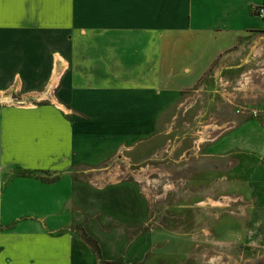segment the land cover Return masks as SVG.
<instances>
[{"label": "crops", "instance_id": "1", "mask_svg": "<svg viewBox=\"0 0 264 264\" xmlns=\"http://www.w3.org/2000/svg\"><path fill=\"white\" fill-rule=\"evenodd\" d=\"M47 3L66 9L40 22L49 32L42 43L34 41L35 32L22 33L20 14L0 25L17 37L0 45V94L15 83L17 92L43 90L50 97L37 106H0V170L13 176L0 192V264H100L82 228L97 241L102 261L131 264V248L122 257L126 239L115 243L122 222L103 213L104 183L95 185L89 172L75 178L73 170L89 171L122 148L148 143L181 106L183 93L213 67L226 74L223 85L258 90L264 99V21L254 13L264 0ZM249 106L208 126L222 131L206 147L209 155L264 161V110L252 117ZM42 174L57 177L45 183ZM18 182L23 191L11 192ZM134 189L124 195L137 204Z\"/></svg>", "mask_w": 264, "mask_h": 264}, {"label": "rangeland", "instance_id": "2", "mask_svg": "<svg viewBox=\"0 0 264 264\" xmlns=\"http://www.w3.org/2000/svg\"><path fill=\"white\" fill-rule=\"evenodd\" d=\"M47 1L2 4L0 0V25L4 18L13 20L20 14L19 18L26 19L22 33L33 31L34 41L44 42L49 32L40 22L49 23L51 16L64 14L66 9ZM12 34L11 29L0 28V45L17 41ZM217 74L216 67L211 68L195 89L185 91L181 106L161 120L148 143L132 151L122 148L89 171L75 168L72 172L75 178L93 177L95 185L104 183L102 210L122 222L116 225L121 230L116 231L115 243L120 246L126 239L122 257L131 248V264H264V169L260 167L264 161L239 154L215 157L206 148L222 133H211L208 126L213 121L243 112L247 101L251 116L252 112L260 115L264 99L258 97V90L241 93L236 83L223 85L220 78L226 74ZM14 84L0 94V106L30 107L50 99L47 91L17 92ZM203 140L206 143L199 145ZM10 170H0V192L12 180ZM42 176L45 183L57 177ZM129 189L139 194L137 204L136 198L132 204L133 196L124 195L132 193L124 192ZM19 191H23L20 183L12 184L11 192ZM115 193L116 197H110ZM103 248L108 255L114 252L108 244L103 243Z\"/></svg>", "mask_w": 264, "mask_h": 264}, {"label": "trees", "instance_id": "3", "mask_svg": "<svg viewBox=\"0 0 264 264\" xmlns=\"http://www.w3.org/2000/svg\"><path fill=\"white\" fill-rule=\"evenodd\" d=\"M264 6V5H263ZM24 176V175H23ZM42 182H47L46 180H44L43 178H39ZM56 179H53L52 181L48 182V183H51V182H54ZM81 230V235H82V238L84 240V242L86 244H88L94 255L96 256V258L99 260L100 264H122L121 262V259H118L117 261H114V262H106V261H102L101 260V251H100V248H99V245L97 243V241H95L92 237H90L84 230L83 228L80 229Z\"/></svg>", "mask_w": 264, "mask_h": 264}, {"label": "built area", "instance_id": "4", "mask_svg": "<svg viewBox=\"0 0 264 264\" xmlns=\"http://www.w3.org/2000/svg\"><path fill=\"white\" fill-rule=\"evenodd\" d=\"M254 13L261 18L264 21V6H261L259 8H256L254 10ZM253 114L255 115V113L253 112Z\"/></svg>", "mask_w": 264, "mask_h": 264}]
</instances>
